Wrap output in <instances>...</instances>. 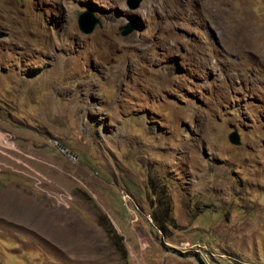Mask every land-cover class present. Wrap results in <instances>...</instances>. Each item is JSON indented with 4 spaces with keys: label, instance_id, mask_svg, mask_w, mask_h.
I'll list each match as a JSON object with an SVG mask.
<instances>
[{
    "label": "rangeland",
    "instance_id": "obj_1",
    "mask_svg": "<svg viewBox=\"0 0 264 264\" xmlns=\"http://www.w3.org/2000/svg\"><path fill=\"white\" fill-rule=\"evenodd\" d=\"M127 1L0 0V264H264V0Z\"/></svg>",
    "mask_w": 264,
    "mask_h": 264
},
{
    "label": "trees",
    "instance_id": "obj_2",
    "mask_svg": "<svg viewBox=\"0 0 264 264\" xmlns=\"http://www.w3.org/2000/svg\"><path fill=\"white\" fill-rule=\"evenodd\" d=\"M159 196H154L153 204L155 207L151 210V218L154 221V225L157 232L165 235L167 234V229L171 225V212L172 205L170 198L163 191V189H159ZM107 218L105 216L100 215L98 217V223L100 226L107 232L110 238H113L115 244H122V238L115 233V230L110 226V223H106Z\"/></svg>",
    "mask_w": 264,
    "mask_h": 264
},
{
    "label": "water",
    "instance_id": "obj_3",
    "mask_svg": "<svg viewBox=\"0 0 264 264\" xmlns=\"http://www.w3.org/2000/svg\"><path fill=\"white\" fill-rule=\"evenodd\" d=\"M141 0H128L127 1V6L130 9H136ZM100 25L99 21L95 19L92 15L91 12H83L82 14L79 15L78 17V27L80 31L83 33H91L96 25ZM133 31V28L130 25L124 26L121 28L120 35L121 36H127ZM229 141L232 144L239 145L240 144V139L236 131H233L229 135Z\"/></svg>",
    "mask_w": 264,
    "mask_h": 264
},
{
    "label": "crops",
    "instance_id": "obj_4",
    "mask_svg": "<svg viewBox=\"0 0 264 264\" xmlns=\"http://www.w3.org/2000/svg\"><path fill=\"white\" fill-rule=\"evenodd\" d=\"M11 191H12V190H11ZM12 193H13V195H15L14 197H12V198H13V201H14V200H17V199H20V198L26 200V198H23L22 195L19 196L18 194H16L15 191H13ZM14 203H15V202H14ZM42 213L45 215V221L48 222L49 226H52V221L48 218L47 214H46L45 212H42ZM56 243H57V242H56Z\"/></svg>",
    "mask_w": 264,
    "mask_h": 264
},
{
    "label": "built area",
    "instance_id": "obj_5",
    "mask_svg": "<svg viewBox=\"0 0 264 264\" xmlns=\"http://www.w3.org/2000/svg\"><path fill=\"white\" fill-rule=\"evenodd\" d=\"M149 220H150V218H149Z\"/></svg>",
    "mask_w": 264,
    "mask_h": 264
}]
</instances>
